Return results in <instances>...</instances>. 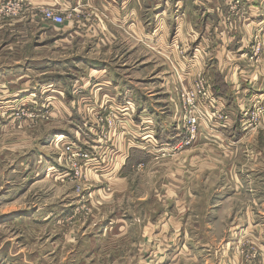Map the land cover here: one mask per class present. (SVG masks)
<instances>
[{
  "label": "rangeland",
  "instance_id": "1",
  "mask_svg": "<svg viewBox=\"0 0 264 264\" xmlns=\"http://www.w3.org/2000/svg\"><path fill=\"white\" fill-rule=\"evenodd\" d=\"M229 1L208 19L214 39L226 53L231 39L244 51L257 38L253 53L240 52L245 69L262 70L264 30L246 33L243 4ZM9 2L0 3V264H264V101L241 113L236 138L233 108L201 62L212 28L185 44L178 34L137 39L100 3L66 15L64 30L75 22L85 43L57 44L67 32L43 35ZM97 67L101 79L91 78ZM156 127L177 132L178 146L161 145ZM62 134L73 148L59 145ZM137 145L151 157L137 160Z\"/></svg>",
  "mask_w": 264,
  "mask_h": 264
},
{
  "label": "crops",
  "instance_id": "2",
  "mask_svg": "<svg viewBox=\"0 0 264 264\" xmlns=\"http://www.w3.org/2000/svg\"><path fill=\"white\" fill-rule=\"evenodd\" d=\"M4 1L6 0H0V3H3ZM106 1L109 0H31L29 5L25 8L26 10H24L27 12L31 11L33 22H41V24L38 25L42 27L41 32L43 35L47 34L48 32H52L51 30H54L58 34L60 33L59 31H65L64 29L67 28L69 20L66 17L68 13H71V15H75L77 14V12L81 13L86 9L87 11H89L90 5L93 6L94 4L98 5L100 3L102 5H108L105 7V9L108 14H110L109 17H114L112 18V20L116 25H118L119 27L131 28L135 38L137 39L142 37L143 34H150L149 38L152 39L155 37V35L156 37L159 36L162 39L160 41L162 43V41L164 42L167 39L169 40L172 35L178 34L179 42L185 44L186 41L190 42L189 38L186 39L187 35L189 37L190 34L194 31L200 29L202 32H204L205 30L209 32L212 30L211 33H213L215 48L213 47L211 51L212 53H209L211 55L205 53L207 57L202 56L201 62L203 63V67H205L204 72L206 71L205 69H208V71H213V74L210 77V81L213 86V93L217 96L226 97V99L222 98L220 102L224 103V105H226L227 103L228 107L233 108L235 119L233 121L234 127L232 128L231 133L234 134L236 138L242 136L241 132H243V130L245 131V127L242 124L244 122V117L241 113L245 111L246 107L248 109L251 108L255 102L264 101V68L262 70L251 69L249 71L248 69H245L246 64L242 60L244 57H246L245 55H250L254 52L253 44L255 42L257 43V38L256 40H254V38L247 39L246 37L244 40L246 45L244 51L241 49H236V46L233 47L234 44L232 42V39L230 38V51H227L226 53L223 51L224 43H219L218 39H214L213 27L217 22L209 23L208 19H216L218 17V12H223L229 5V0H215L214 2L211 0H193L192 5L194 6L192 8V12L197 17V20L191 19V16H189L188 14V12L191 10V5H189L188 0H114L116 1L115 3H117L115 6L114 4L109 5ZM111 1L113 3V0ZM237 1H239L238 3L240 5L243 4L242 6L244 8L243 10L245 12V15L243 18V22L240 25L245 22V24L242 26H245L246 33H254L253 30H255V28L256 30H258L259 28H262L264 30V0ZM209 2L211 3V5L208 4ZM84 4L89 6L86 7V5L84 6ZM45 7L54 8L56 11L60 12L65 18L64 24L56 25L46 22L42 18L39 19L38 17L41 16L38 12H40ZM110 8L112 10H110ZM174 14H183L184 18L182 19V16H180V18L175 19ZM199 17L200 20L198 19ZM76 25L77 24L74 22V24L71 25L70 28H68V31H65L67 32L66 36L62 34L59 38H54L52 41L57 44L68 41H73V43L79 42L78 44L85 43L87 41V38H84V40L78 38L79 33H77V31L75 30H72V28H75ZM78 25H81V22ZM143 26L145 27V29L147 28L146 31L144 30V32H142ZM153 27L154 33H152ZM210 28L212 29L209 30ZM248 29H250V31H248ZM109 31H112V29ZM262 35V42H264V32ZM199 40V38L196 39L191 48H197L199 46ZM240 51L245 52V55H243ZM231 52H235L236 54L235 60L232 61L230 59V57L232 56ZM210 60H214V62L210 63ZM98 65L99 64H96V66ZM99 68L100 67H97L96 70H90V72L93 73L91 78L97 77L101 79L105 75V73L107 74L106 69L100 70ZM208 74L210 73L208 72ZM110 81V78L106 76L105 83L108 82V87L112 90L118 89L117 87H113L112 84H110ZM73 88L75 91H82L83 89H85V86H83L82 84L80 87H78V85H74ZM126 97H130V95H126ZM110 104L115 108L122 105L120 101H114V99L111 100ZM134 105L136 106V104ZM137 107L142 108L141 102ZM234 109H236V111ZM176 128L177 127L174 125L171 129H175V131H177ZM169 129L170 128L166 130V133H163L159 127H156L155 130L156 133H158V136H156V138L160 141L161 145L176 148L179 144L177 140L178 134L175 136L177 132L170 131ZM223 129H225L224 126L219 125L216 133L222 136V133L224 131ZM160 132H162L161 136H165L161 137ZM58 136H62V139L66 140L67 142L71 141L69 138L65 137L64 134L57 135V137ZM139 141L143 142L144 139H141ZM132 150L133 152L145 153L146 156L151 157V154L149 153H151L152 148L151 150H149L150 152H147L145 148H141L139 145H137ZM171 236L176 237L177 235L172 234ZM179 238L182 242V247H184L187 242V234L180 235ZM169 241H171V239H168V242Z\"/></svg>",
  "mask_w": 264,
  "mask_h": 264
},
{
  "label": "built area",
  "instance_id": "3",
  "mask_svg": "<svg viewBox=\"0 0 264 264\" xmlns=\"http://www.w3.org/2000/svg\"><path fill=\"white\" fill-rule=\"evenodd\" d=\"M9 1H10L9 2V5H11V4L16 5L17 9L18 10L21 9L22 12L24 11V8L23 7L25 6V3L28 2V0H9ZM13 1H15V2H13ZM41 11H43V16H44V19H45L46 22H49V23H52V24H56V25H62V24H64L65 18L63 17V15L60 12L56 11L54 8L45 7ZM117 108L119 109L120 106L117 107ZM125 109H127V107H124L123 108V110H125ZM194 123H196V121L192 120L191 121V126L193 128H195ZM56 144H57V142H56ZM63 144L67 145L68 146V149H69V147L70 148H73L75 146L74 144H71V142H68L67 143L66 140H63L62 143H59V145H61V146Z\"/></svg>",
  "mask_w": 264,
  "mask_h": 264
},
{
  "label": "trees",
  "instance_id": "4",
  "mask_svg": "<svg viewBox=\"0 0 264 264\" xmlns=\"http://www.w3.org/2000/svg\"><path fill=\"white\" fill-rule=\"evenodd\" d=\"M133 154L137 156L136 159L139 161H144L148 157L145 155V153H141V152H134Z\"/></svg>",
  "mask_w": 264,
  "mask_h": 264
},
{
  "label": "bare ground",
  "instance_id": "5",
  "mask_svg": "<svg viewBox=\"0 0 264 264\" xmlns=\"http://www.w3.org/2000/svg\"><path fill=\"white\" fill-rule=\"evenodd\" d=\"M61 139V138H60ZM62 143V142H61Z\"/></svg>",
  "mask_w": 264,
  "mask_h": 264
}]
</instances>
